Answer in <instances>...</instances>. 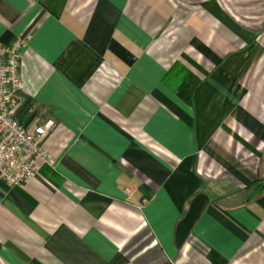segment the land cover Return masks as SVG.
I'll return each mask as SVG.
<instances>
[{
	"label": "crops",
	"instance_id": "obj_1",
	"mask_svg": "<svg viewBox=\"0 0 264 264\" xmlns=\"http://www.w3.org/2000/svg\"><path fill=\"white\" fill-rule=\"evenodd\" d=\"M15 40L54 163L0 178V264H264V0H0Z\"/></svg>",
	"mask_w": 264,
	"mask_h": 264
},
{
	"label": "built area",
	"instance_id": "obj_2",
	"mask_svg": "<svg viewBox=\"0 0 264 264\" xmlns=\"http://www.w3.org/2000/svg\"><path fill=\"white\" fill-rule=\"evenodd\" d=\"M21 45L20 40L0 43V178L9 185H22L38 174L41 165L54 163L44 142L55 122L44 119L26 128L13 117L21 102Z\"/></svg>",
	"mask_w": 264,
	"mask_h": 264
}]
</instances>
